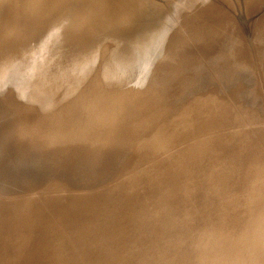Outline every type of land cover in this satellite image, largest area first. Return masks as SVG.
I'll list each match as a JSON object with an SVG mask.
<instances>
[{
	"label": "rangeland",
	"instance_id": "rangeland-1",
	"mask_svg": "<svg viewBox=\"0 0 264 264\" xmlns=\"http://www.w3.org/2000/svg\"><path fill=\"white\" fill-rule=\"evenodd\" d=\"M63 1L0 0V264H264V0ZM181 1L179 15L155 25L157 10ZM87 14L106 39L86 30ZM118 42L138 52L150 42L135 77L101 49ZM44 144L57 147L43 154ZM126 165V193L104 201L101 186Z\"/></svg>",
	"mask_w": 264,
	"mask_h": 264
},
{
	"label": "bare ground",
	"instance_id": "bare-ground-1",
	"mask_svg": "<svg viewBox=\"0 0 264 264\" xmlns=\"http://www.w3.org/2000/svg\"><path fill=\"white\" fill-rule=\"evenodd\" d=\"M61 1H63V0H61ZM66 1H70V0H66ZM72 1L74 2V0H72ZM80 1H81V2L83 1V4H82V5H84V4L86 3V6H87V4H88L91 0H88V1H87V0H80ZM95 1H96V0H95ZM109 1H110V0H109ZM136 1H137V0H136ZM157 1H158V0H157ZM63 2H65V1H63ZM93 2H94V1H93ZM93 2H92V3H93ZM128 2H129V1H128ZM131 2H132V1H131ZM181 2H182V3H181ZM181 2H180V3L178 2L179 4H178V3L174 4L175 6L173 7L172 13H171V11H170L171 9H170V10L168 9V10H169V13L167 14V12H166L164 15H163V13H164L163 11H164V10L162 11L163 8H162L161 10H157V12H158V13H161L163 17H162V19H158V18H160V16L158 15L157 20H160V21L158 22L157 20L154 19V20L157 22V23H155V25H157V24H161V25H162V23H164V25H165V22L168 21V20H167V19H168L167 17H170V16H171V18H173L174 16H172V14L174 15L175 13H176V14L178 13V15H179V13H180V8L183 6L184 1H181ZM74 3H76V2H74ZM95 3H96V2H95ZM132 3H133V2H132ZM132 3H131V4H132ZM134 3H135V2H134ZM160 3H161V2H160ZM163 3H164V2H163ZM90 4H91V3H90ZM77 5H78V4H77ZM80 5H81V4H80ZM88 5H89V4H88ZM164 5H165V4H164ZM184 5H185V4H184ZM212 5H213V4H212ZM78 6H79V5H78ZM117 6H118V5H117ZM119 6H120V4H119ZM165 6H167V5H165ZM165 6H163V7H165ZM153 8H154V7H153ZM168 8H169V7H168ZM170 8H171V7H170ZM182 8H183V7H182ZM154 9H156V8H154ZM157 9H159V7H158ZM166 9H167V8H166ZM183 9H184V8H183ZM114 11H116V10H114ZM136 12H138V11H136ZM157 12L154 11V14H157ZM162 12H163V13H162ZM57 13H58V12H57ZM101 13H102V12H100V14H101ZM103 13H104V12H103ZM103 13H102V14H103ZM113 13H114V12H113ZM115 13H116V12H115ZM182 13H183V12H182ZM54 14H55V12H54ZM102 14H101L100 17H102ZM105 14H106V13H104V15H105ZM152 14H153V13H152ZM119 15H120V13H119ZM119 15H118V16H119ZM57 16H58V15H57ZM85 16H86V15H85ZM105 16H106V15H105ZM110 16H111V15H110ZM114 16H115V14H114ZM94 17L96 18V16H93V17H92V16H90V15L88 16V14H87V16L85 17V23H84V24H85L86 30H90V31H92V32L95 34V36H96L95 39H96V40H95V39H94V40H95L96 42H100V40H103V37L106 39L108 35L105 36V34H104L103 32H100L99 30H95L94 27L96 26L97 23L95 22V19H94V22L92 21V18H94ZM98 17H99V16H97V18H98ZM116 17H117V16H116ZM155 17H156V16H155ZM165 17H166V18H165ZM83 18H84V17H83ZM97 18H96V19H97ZM104 18H105V17H104ZM104 18H103V19H104ZM106 18H107V17H106ZM110 18H111V17H110ZM112 18H113V17H112ZM175 18H176V17H175ZM98 19H99V18H98ZM98 19H97V21H99ZM169 19H170V18H169ZM108 20H110V19H108ZM164 20H165V21H164ZM166 20H167V21H166ZM170 20H172V19H170ZM101 21H102V20H101ZM103 21H104V20H103ZM107 22H108V21H107ZM109 22H110V21H109ZM111 22H112V21H111ZM111 22H110V24H111ZM168 22H169V21H168ZM99 23H100V22H99ZM263 23H264V22H263ZM112 24H113V23H112ZM153 24H154V22H153ZM97 25H98V24H97ZM102 26H103V24H102ZM115 26H116V25H115ZM118 26H119V25H118ZM118 26H117V28H118ZM176 26H177V25H176ZM181 26H182V25H181ZM96 27H97V26H96ZM103 27H105V26H103ZM103 27H102V28H103ZM177 27H178V26H177ZM99 28H100V27H97V29H99ZM108 28H109V27H108ZM115 28H116V27H115ZM179 28H180V27H179ZM92 29H94V30H92ZM100 29H101V28H100ZM110 29H111V28H110ZM112 29H114V28H112ZM112 29H111V30H112ZM180 29H181V28H180ZM101 30H104V29H101ZM107 30H108V29H107ZM107 30H106V31H107ZM115 30H116V29H115ZM118 31H119V30H118ZM110 32H111V31H110ZM112 32H113V31H112ZM178 32H179V31H178ZM175 33H176V32H175ZM14 34H15V33H14ZM141 34H142V33H141ZM146 34H147V33H146ZM172 34H173V33H172ZM176 34H177V33H176ZM12 35H13V34H12ZM114 35H115V34H114ZM114 35H112L113 37L110 35L111 38H110V39H107V40H111V39H112L111 42L114 41L115 39H116V40H119V41H122V40H120V39H122L121 37H123V36H121V37H120V36H118V37L116 36V37H115ZM147 35H148V34H147ZM158 35H159V34H158ZM209 35H210V34H209ZM209 35H208V36H209ZM110 36H109V37H110ZM141 36H142V35H141ZM66 37H67V36H66ZM137 37H138V36H137ZM158 37H159V36H158ZM52 38H54V36H53ZM93 38H94V37H93ZM144 38H145V37H144ZM9 39H10V38H9ZM54 39H55V42L57 43V41H58L59 38H57V37L55 36ZM61 39H62V38H60V40H61ZM150 39H151V38H150ZM241 39H242V38H241ZM107 40L104 41V42H107ZM123 40H124V39H123ZM208 40H209V39H208ZM244 40H245V38H244ZM247 41H248V40H247ZM127 42H128V41H127ZM141 42H143V41L141 40L140 43H141ZM240 42H241V40H240ZM242 42H243V41H242ZM17 43H18V42H17ZM94 43H95V42H94ZM94 43H92V44H94ZM138 43H139V42H138ZM245 43H246V42H245ZM119 44H122V45H123V48H120L121 51L118 53V52H116V50H115L116 47H115V48H112V46H113V45L116 46V45H119ZM241 44H243V43H240V45H241ZM53 45H54V43H53ZM55 45H56V44H55ZM55 45H54V46H55ZM135 45H136V44H135ZM138 45H139V44H138ZM149 45H150V42H147V43L145 42L144 44L142 43L143 48H141V52H138V50H136V48H134V42H129V43L118 42L117 44H106V45H104L105 48H101V49H104V50H105V49H106V50H110V54H109V55H112L114 58L117 57L118 55H119V57H122L121 60H124V62L127 63V64H126V67L124 66L125 68L122 66V70H121V71L128 73L129 76L135 77L136 75H133V74L137 73L141 68H143V66H145L146 63L148 62L147 59H148V58H149V59L151 58V54L149 53V50H150ZM151 45H152V44H151ZM240 45H238V47H240ZM13 46H14V45H13ZM54 46H53V47H54ZM82 47H83V48H86V47H84V45H80V49L76 50V51L79 52V54H81V52H83V51H82ZM119 47H121V45H120ZM152 48H153V47H152ZM52 50H53V49H52ZM151 50H152V49H151ZM236 50H237V49H236ZM243 50H244V49H243ZM248 50H249V49H248ZM84 51H85V49H84ZM94 51H95V50H93V52H94ZM166 51H167V50H166ZM261 51H262V50H261ZM93 52H92V53H93ZM97 52H100V53H101V51H97ZM121 52H122V53H121ZM193 52H194V51H193ZM248 52H250V51H248ZM83 53H84V52H83ZM120 53H121V54H120ZM169 53H170V52H169ZM239 53H240V52H239ZM84 54H85V53H84ZM89 54H90V53H89ZM101 54L104 55V53H101ZM106 54H107V52H106ZM112 56H111V57H112ZM87 57H88V56H87ZM95 57H96V56H95ZM154 57H155V56H154ZM81 58H82V57H81ZM90 58H91V57H90ZM117 58H118V57H117ZM235 58H237V57H235ZM29 59H30V58H29ZM155 59H157V57H156ZM116 60H118V59H112V60H110V62L115 63ZM121 60H120V62L123 63V61H121ZM235 60H236V59H235ZM239 60H240V59H239ZM69 61H70V60H69ZM118 61H119V60H118ZM151 61H152V60H151ZM155 61H158V60H155ZM155 61H154V62H155ZM21 63H22V62H21ZM81 63H82V62H81ZM156 63H157V62H156ZM158 63H159V62H158ZM19 64H20V62L17 63V65H19ZM23 64H24V63H23ZM79 64H80V63H79ZM79 64H78V66H80ZM82 64H83V63H82ZM110 64H111V63H110ZM153 64H154V63H153ZM159 64H160V63H159ZM14 65H15V64H14ZM40 65H41V67H42V66L45 65V64H43V65L40 64ZM151 65H152V64H151ZM156 65H157V64H156ZM22 66H23V65H22ZM24 66H25V65H24ZM34 66H35V65H34ZM34 66H33V67H34ZM146 66H147V65H146ZM146 66H145V67H146ZM249 66H250V65H249ZM249 66H247L246 68L249 69V68H250ZM14 67H15V66H14ZM17 67L19 68V66H17ZM20 67H21V66H20ZM28 67H30V66H28ZM28 67H27V69H28ZM31 67H32V65H31ZM33 67H32V69H34ZM37 67H39V65H37ZM37 67H36L35 69H37ZM72 67H73V66H72ZM153 67H155L154 69H157L158 66H153ZM44 68H45V67H43V69H44ZM78 68H80V67H78ZM158 68H159V67H158ZM251 68H252V67H251ZM29 69L31 70V68H29ZM29 69H28V70H29ZM74 69H75V68H74ZM82 69H84V68H82ZM150 69H151V68H150ZM234 69H235V67H233V70H234ZM241 69H242V67H241ZM248 69H246V70H248ZM28 70H27V72H28ZM84 70H85V69H84ZM159 70H160V69H158L157 71H159ZM251 70H252V69H251ZM17 71H18V69H17ZM152 71H153V69H152ZM248 71H250V70H248ZM252 71H253V70H252ZM252 71H250V74H251ZM147 72H148V71H147ZM149 72H150V71H149ZM153 72H155V71H153ZM153 72H151V73H153ZM246 72H247V71H246ZM30 73H31V74H30ZM30 73H29V75H30V76L32 75V81H33V80H34V81H35V80H39V79H41V77H42V70H41L40 72H34L33 70H31ZM155 73H156V72H155ZM155 73H153V74H155ZM157 73H159V72H157ZM157 73H156V74H157ZM252 73H253V72H252ZM148 74H149V73H147V76H148ZM153 74H152V75H153ZM149 75H150V74H149ZM152 75H151V77L154 76V75H153V76H152ZM139 77H140V76H139ZM144 77H145V76H144ZM238 77H239V76H238ZM242 77H243V76H242ZM148 78L151 80L150 77H148ZM54 79H55V78H54ZM224 79H225V78H224ZM137 81H139V79H137ZM53 82H55V81H53ZM57 82H58V81H57ZM219 83H220V82H219ZM59 86H60V85H59ZM212 86H213V85H212ZM233 88H234V87H233ZM238 88H239V89H238ZM238 88H237L238 90H236L235 93H238V92L240 93V92H242L240 89H242L243 87H238ZM88 89H89V88H88ZM85 90H86V89H85ZM233 90H234V89H233ZM239 90H240V91H239ZM243 90H244V88H243ZM86 93H87V92H86ZM55 94H56V93H55ZM84 94H85V93H84ZM115 95H116V94H115ZM232 95H233V93H232ZM251 95H252V94H251ZM32 96H34V97H33L34 99H38L36 93H35V94H32ZM32 96H31V97H32ZM84 96H85L86 98H88L87 95H84ZM208 96H209V95H208ZM216 96L219 97L218 95H216ZM207 99H208V98H207ZM26 100H27V99H26ZM30 100H31V99H29L28 101H30ZM214 100H215V99H214ZM30 102H32V101H30ZM218 102L220 103L219 100H218ZM36 103H37V102H36ZM5 104H6V103H5ZM12 104H13V103H12ZM126 104H127V103H126ZM39 105H40V104H39ZM39 105H38V106H39ZM48 105H49V104H48ZM213 105H214V104H213ZM218 105H219V104H218ZM220 105H221V104H220ZM70 106H71V105H70ZM133 107H134V106H133ZM206 107H207V106H206ZM217 107H218V106H217ZM221 107H222V109H223V106H221ZM227 107H228V106H227ZM204 108H205V107H204ZM212 108H213V107H212ZM215 108H216V107H215ZM229 108H230V107H229ZM229 108H228V109H229ZM32 109H33V108H32ZM41 109H42V108H41ZM44 109H45V108H44ZM113 109H114V108H113ZM225 109H226V107H225ZM214 110H215V109L210 110V114H209L210 117L208 116L209 118H211V116H213V115L215 114ZM218 110H219V108H218ZM223 110H224V109H223ZM226 110H227V109H226ZM230 110H231V109H229V111H230ZM29 111H30V110H29ZM31 111H32V110H31ZM34 111H35V110H34ZM131 111H132V110H131ZM229 111H228L227 113H230L231 115L234 114V113H231L232 111H230V112H229ZM219 112H223V111H220V110H219ZM216 113H218V112L216 111ZM31 114H32V113H31ZM218 114L221 115V113H218ZM205 115H206V114H205ZM222 115H223V114H222ZM188 116H189V114H188ZM198 116H199V115H198ZM223 116H224V115H223ZM228 116H230V115H228ZM27 117H28V116H27ZM30 117H31V116H30ZM75 117H76V114L71 113V114L69 115L68 119L70 120V122L73 123ZM208 117H207V118H208ZM217 117H219V115H217ZM221 118H222V117H221ZM224 118H225V116L223 117V119H224ZM227 118H228V117H227ZM230 118H231V117H229V119H230ZM199 119H200V118H199ZM201 119H202V118H201ZM217 119H219V118H217ZM217 119H216V120H217ZM234 119H235V116H234ZM234 119H233V117H232L231 121H233ZM236 119H237V118H236ZM118 120H119V119H118ZM221 120H222V119H221ZM56 121H57V120H56ZM218 121H219V120H218ZM202 122H205V121H202ZM224 122H225L224 120L218 122V124L215 122V123H216L215 127H217L218 125H219V126H223V124H225ZM234 122L236 123V121H234ZM237 122H238V120H237ZM183 123H184V122H183ZM196 123H197V122H196ZM215 123H214V124H215ZM227 123H228V120H227ZM229 123H230V120H229ZM38 124H39V123H38ZM214 124H213V125H214ZM208 125H209V124H208ZM229 125H230V124H229ZM231 125H232V123H231ZM225 126H228V125H225ZM29 127H30V126H29ZM60 128H61V127L59 126V130H58V131L61 130ZM121 128H122V127H121ZM37 129H38V128H37ZM55 130L57 131V128H56ZM58 131H57V132H58ZM70 131H71V130H70ZM160 133H161V128H156V130L154 131V134L157 135V134H160ZM52 134H53V133H52ZM45 135H46V134H45ZM52 137H53V136H52ZM203 137H204V136H203ZM209 137H210V136H209ZM209 137H207L208 140H211V141H212L211 138H213V137H211L210 139H209ZM28 138H29V137H28ZM216 138H217V137H216ZM216 138H215V139H216ZM27 140H28V139H27ZM200 140H201V139H200ZM33 141H34V140H33ZM36 141H37V140H36V138H35V142H36ZM38 142H39V140H38ZM70 142H71V141H70ZM78 142H79V141H78ZM81 142H82V141H81ZM81 142H80V143H81ZM213 142H214V143H213L212 145L215 144V140H214ZM217 142H218V141H217ZM256 142H258V141H256ZM65 143H66V142H65ZM204 143H205V142H204ZM208 143H209V141H208ZM218 143H219V142H218ZM144 144H148V143H144ZM200 144H201V141H200ZM200 144H199V145H200ZM18 145H19V144H18ZM44 145H45V144H44ZM60 145H61L60 148H64V149H66V147H70V145H67V144H60ZM79 145H80V144H79ZM202 145H204V144H202ZM209 145L211 146L210 143H209ZM21 146H22V145H21ZM195 146H196V145H195ZM206 146H208V145H206ZM56 147H57V146H52V145H51V147L46 148V145H45V147H43L42 150H39V152H41V153L44 154V153H45L46 151H48L50 148H56ZM74 147H75V146H74ZM196 147H197V146H196ZM200 147H201V146H200ZM202 147H203V146H202ZM235 147H236V146H234V149H235ZM197 148L199 149V147H197ZM207 148H209V146H208ZM214 148H215V147H214ZM237 148H238V146H237ZM237 148H236V149H237ZM245 148H246V147H245ZM26 149H27V148H26ZM29 149H30V148H29ZM75 149H76V148H75ZM205 149H206V148H205ZM21 150H22V149H21ZM77 150H78V149H77ZM217 150H218V149H217ZM223 150H224V149H222V152H223ZM246 150H248V149H246ZM246 150H245V151H246ZM28 151H29L30 153H32V148H31L30 150H28ZM28 151H27V152H28ZM63 151H64V150H63ZM67 151H68V154H70V153L72 152V149H71V150L68 149ZM67 151H66V153H67ZM73 151H74V150H73ZM144 151H146V150H144V149L142 148V149L140 150V152H138V154H137L135 157H134V155H131V156H132V159H133V162L136 163L137 165H140V162H141V160H142L143 157H144ZM192 151H193V150H192ZM248 151H249V150H248ZM248 151H247V152H248ZM251 151H252V150H251ZM222 152H221V153H222ZM228 152H229V151H228ZM228 152H226V153L224 152L223 155H225V154L227 155ZM243 152H244V151H243ZM249 152H250V151H249ZM13 153H14V152H13ZM15 153H16V151H15ZM35 153H36V152H35ZM35 153H33V155H34ZM51 153H52V158H55V157H58L59 155H61V154H59V153H61V151L58 152V150H55V151L51 150ZM218 153H219V151H218ZM231 153H232V152H231ZM231 153H229L230 156H231V155L233 156V154H231ZM16 154H17V153H16ZM229 154H228V156H229ZM245 154H246V153H245ZM252 154H253V152H252ZM14 155H15V154H14ZM31 155H32V154H31ZM33 155H32V156H33ZM188 155H189V154H188ZM226 155H225V156H226ZM243 155H244V154H243ZM243 155L240 156V157H242V159H244V162H245V161H246L245 159H246L247 157L245 156L246 158H243V157H244ZM254 155H255V154H254ZM11 156H13V154H12ZM19 156H20V155H19ZM250 156H251V155H250ZM250 156H249V157H250ZM9 157H10V155H9ZM233 157H234V156H233ZM236 157H237V156H236ZM234 158H235V157H234ZM238 158H239V157H238ZM259 158H260V157H259ZM14 159H15V157H14L13 159H11V160L14 161ZM22 159H24V158H22ZM27 159H28V158H27ZM186 159H187V158H186ZM190 159H191V158H190ZM190 159H189V160H190ZM235 159H236L237 162L239 161V160H237V158H235ZM239 159L242 160L241 158H239ZM9 160H10V159H9ZM11 160H10V161H11ZM16 160H17V159H16ZM195 160H196V159H195ZM248 160H249V159H248ZM13 161H12V162H13ZM184 161H185V160H184ZM242 161H243V160H242ZM251 161H252V160H251ZM251 161H250V163H251ZM255 161H257V160H255ZM16 162H17V161H16ZM237 162H236V165L238 166V171H239V169H241V170L243 171L244 169L239 168V163H237ZM252 162H253V161H252ZM7 163H9V162H7ZM13 164H14V163H13ZM16 164H17V163H16ZM195 164H196V163H195ZM246 164H247V163L243 164V166L245 167ZM252 164H253V163H252ZM9 165H10V164H9ZM209 165H210V164H209ZM209 165H207V167H208ZM240 165H241L240 167H243V166H242V163H241ZM11 166H12V165H11ZM14 166H15V165H14ZM190 166H191V165H190ZM216 166H217V164H216ZM237 166H233V167H236L235 169H237ZM251 166H252V165H251ZM251 166H250V167H251ZM45 167H46V166H45ZM189 168H190V167H189ZM246 168H247V167H246ZM7 169H8V168H7ZM191 169H193V168L191 167ZM191 169H190V170H191ZM207 169H208V168H207ZM213 169H214V167H213ZM221 169H222V168H221ZM223 169H225V168H223ZM258 169H259V168H258ZM10 170H11V168H10ZM193 170H194V169H193ZM200 170L202 171V169H200ZM208 170H209V169H208ZM208 170H206V171H208ZM16 171L18 172V170H16ZM197 171H198V170H197ZM214 171H216V170H214ZM228 171H229V170H228ZM234 171H235V170H234ZM238 171H237V173H238ZM242 171H239V172H241V174H242V176H243L244 174L242 173ZM244 171H245V170H244ZM257 171H258V170H257ZM34 172H35V171H34ZM122 172H123L122 175H120V176H118V177H116V178L113 177L110 181H108L107 183H105V184H103V185L101 186V192H102V194L104 195V199H105L104 201L109 200L111 194H113L114 192H117V193H119L120 195H123V194L126 193V191H127V189H128V188H127V187H128V185H127V176L131 175V174L133 173V171H132V168H131L129 165H126V166H124V169H123ZM203 172H205V171H203ZM209 172H211V174H213V170H212V171L210 170ZM216 172H218V171H216ZM221 172H222V171H221ZM231 172L234 173V174H236V172H233L232 170H231ZM231 172H230V173H231ZM249 172H250V171H249ZM254 172H255V171H254ZM7 173H8V172H7ZM9 173H10V172H9ZM29 173H30V172H29ZM54 173H55V172H54ZM192 173H193V172H192ZM195 173H196V172H194V174H195ZM201 173H202V172H201ZM207 173H208V172H207ZM207 173H205V175H206ZM214 173H215V172H214ZM232 173H231V176L233 175ZM250 173H251V172H250ZM11 174H12V173H11ZM11 174H10V175H11ZM211 174H209V175H211ZM241 174H240V176H241ZM256 174H257V173H256ZM197 175H198V173H197ZM209 175H208V176H209ZM222 175H223V174H222ZM229 175H230V174H229ZM237 175L239 176V173H238ZM237 175H236V176H237ZM249 175H250V174H249ZM63 176H64V175H63ZM187 176H189V175H187ZM190 176H191V175H190ZM202 176H204V175H202ZM202 176H201V177H202ZM213 176L215 177V175H213ZM233 176H235V175H233ZM244 176H245V175H244ZM14 177H15V176H14ZM201 177H199L200 180H201ZM204 177H206V176H204ZM209 177H210V176H209ZM211 177H212V176H211ZM211 177H210L209 179H211ZM214 177H212V179H213ZM226 177H227V176H226ZM9 178H10V177H9ZM195 178H196V174H195ZM199 178H198V179H199ZM223 178H224V177H223ZM228 178H229V181L231 182V184H233L234 181H233V182L231 181V179L234 180L233 177H232V178L228 177ZM249 178H250V177H249ZM204 179H205V178H204ZM204 179H203V180H204ZM209 179H208V181L210 182L212 179H211V180H209ZM216 179H217V178H216ZM59 180H60V179H59ZM205 180H207V179H205ZM227 180H228V179H226L225 181L227 182ZM238 180H239V179H238ZM241 180H243V179L241 178ZM241 180H239V181H241ZM17 181H18V180H17ZM216 181H217V180H216ZM229 181H228V183H230ZM236 181H237V180L235 179V182H236ZM189 182H190V181H189ZM201 182H203V181L201 180ZM209 182H208V184H209ZM222 182H223V181H222ZM226 182H225V183H226ZM241 182H242V181H241ZM243 182H244V180H243ZM64 183H65V182H64ZM68 183H69V182H68ZM203 183H204V182H203ZM247 183H248V185L250 184V183L248 182V179H247ZM66 184H67V183H66ZM194 184H195V183H194ZM197 184H198V183H196V185H197ZM221 184H223V183H221ZM234 184H235V183H234ZM241 184H242V183H241ZM245 184H246V183H245ZM205 185H207V184H205ZM228 185H229V184H228ZM31 186H32V184H31ZM224 186H226V184H225ZM69 187H70V186H69ZM194 187H195V186H194ZM198 187H199V186H198ZM202 187H203V185H202ZM210 187H212V186H210ZM215 187H216V186H215ZM220 187H222V186H220ZM226 187H228V186H226ZM229 187H231V186H229ZM234 187H235V186H234ZM246 187H247V184H246ZM70 188H71V187H70ZM218 188H219V185H218ZM232 188H233V187H232ZM232 188H231V189H232ZM237 188H239V187L237 186ZM237 188H236V190L238 191ZM240 188H241V187H240ZM243 188H244V186H243ZM252 188H253V187H252ZM52 189H53V188H52ZM212 189H214V188H212ZM234 189H235V188H234ZM259 189H260V188H259ZM55 190H56V189H55ZM62 190H63V189H62ZM62 190H61V192H62ZM208 190H210V188H209V189L207 188V191H208ZM217 190H219V189H217ZM225 190H228V191H229V189H225V187H224V190H223V191H224L225 194H226V192H228V191L225 192ZM48 191H49V190H48ZM50 191H51V190H50ZM56 191H57V190H56ZM56 191H55V192H56ZM215 191H216V190H215ZM219 191H220V190H219ZM230 191H231V190H230ZM246 191H247V190H246ZM246 191H245V192H246ZM253 191H254V190H253ZM65 192H66V191H65ZM68 192H70V191L68 190ZM234 192H236V191H234ZM238 192H240V190H239ZM50 193H51V192H50ZM207 193H208V192H207ZM207 193H206V195H207ZM211 193H212V191H211ZM211 193H209V194L211 195V197H210V198H211L210 200H211V202H212L211 204H214V202H215L216 199H215V200H212V199H214V198H212V197H213V195L215 196V194L212 193V194H213V195H212ZM215 193H217V195L219 194L218 192H215ZM220 193H221V191H220ZM224 193H223V194H224ZM232 193H233V191H232ZM59 194H61V193H59ZM63 194H64V193H63ZM209 194H208V195H209ZM223 194H222V195H223ZM230 194H231V193H230ZM233 194H234V193H233ZM235 194H237V193H235ZM46 195H47V193H46ZM222 195H220V196H222ZM231 195H232V194H231ZM238 195H239V194H238ZM240 195H241V194H240ZM251 195H252V194H251ZM232 196H233V195H232ZM245 196H246V195H245ZM204 197H205V196H204ZM217 197H218V196H217ZM217 197H216V198H217ZM222 197H223V196H222ZM225 197H228V195L225 196ZM60 198H61V197H60ZM206 198H207V197H206ZM218 198H220V197H218ZM228 198H229V197H228ZM231 198H232V197H231ZM237 198H238V197H237ZM54 199H55V198H54ZM64 199H66V198H64ZM67 199H68V198H67ZM235 199H236V198H235ZM235 199H234V200H235ZM261 199H262V198H261ZM57 200H58V199H57ZM57 200H55V201H57ZM62 200H63V199H62ZM68 200H69V199H68ZM68 200H67V201H68ZM87 200H88V199H86L85 202H86ZM207 200H208L209 203H210V200H209L208 198H207ZM207 200L204 198V201H207ZM39 201H40V200H39ZM44 201H45V200H44ZM63 201H64V200H63ZM83 201H84V200H83ZM93 201H94V200H93ZM110 201H111V202L116 201V198L113 200V197H112V199H111ZM213 201H214V202H213ZM232 201H233V200H232ZM69 202H70V201H69ZM96 202H97V201H96ZM227 202H228V201H227ZM230 202H231V201H230ZM40 203H41V202H40ZM50 203H51V202H50ZM52 203H55V202L52 201ZM74 203H75V202H74ZM206 203L208 204V206H210V204H209L208 202H206ZM215 203H216V202H215ZM233 203H234V202H233ZM248 203H249V202H248ZM57 204L59 205V203H57ZM57 204H56V205H57ZM70 204H72V203L70 202ZM70 204H69V206H70ZM75 204H76V203H75ZM217 204H219V203H217ZM220 204H221V203H220ZM52 205H53V204H52ZM52 205H51V206H52ZM64 205H65V204H64ZM214 205H215V204H214ZM221 205H222V204H221ZM45 206H46V205H45ZM47 206H48V205H47ZM49 206H50V205H49ZM62 206H63V205H62ZM85 206H86V205H85ZM91 206H92V205H91ZM91 206H90V208H91ZM232 206H234V205H232ZM246 206H247V205H246ZM70 207H71V206H70ZM225 207H226V206H225ZM227 207H228V206H227ZM239 207H240V206H239ZM242 207H243V206H242ZM242 207H241V208H242ZM47 208H48V207H47ZM47 208H46V209H47ZM52 208H53V207H52ZM58 208H61V207L58 206ZM72 208H73V210H74L75 207L73 206ZM87 208H88V207H87ZM237 208H238V207H237ZM241 208H239V210H240ZM210 209H211V208H210ZM246 209H247V208H246ZM70 210H71V209H70ZM75 210H76V208H75ZM88 210H89V209H88ZM112 210H113V209H112ZM212 210H213V209H212ZM237 210H238V209H237ZM237 210H236V211H237ZM242 210H243V209H242ZM252 210H253V209H252ZM262 210H263V209H262ZM222 211H223V210H222ZM56 212H57V211H56ZM58 212H59V211H58ZM75 212H76V211H75ZM212 212H214V211H211L212 217H214V216L216 217L217 214H216V215H215V214L213 215ZM223 212H224V211H223ZM226 212H227V210H226ZM226 212H225L224 214H226ZM230 212H231V210H230ZM230 212H229V213H230ZM233 212H234V211H233ZM239 212H240V211H239ZM259 212H260V211H259ZM98 213H99V212H98ZM103 213H104V212H103ZM214 213H216V212H214ZM235 213L238 214V212H235ZM246 213H247V212H246ZM262 213H263V212H262ZM104 214H105V213H104ZM220 214H222V213H220ZM237 214H236V215H237ZM241 214H242V213H241ZM241 214H238L237 217L234 215L233 218L236 217V218H235V220H236L238 217H240L239 215H241ZM90 215H91V214H90ZM106 215H107V214H106ZM218 215H219V213H218ZM229 215H230V214H229ZM251 215H252V214H251ZM257 215H258V214H257ZM65 216H66V215H65ZM91 216L93 217V215H91ZM104 216H105V215H104ZM219 216H220V215H219ZM221 216H222V215H221ZM227 216H228V212H227ZM232 216H233V215H232ZM232 216H231V217H232ZM245 216H246V215H245ZM59 217H60V216H59ZM70 217H71V216H70ZM70 217H69V218H70ZM95 217H96V216H95ZM253 217H254V216H253ZM261 217H262V219H264L263 216H261ZM219 218H220V217H219ZM222 218H224V216H223ZM251 218H252V217H251ZM256 218H257V217H256ZM258 218H259V216H258ZM258 218H257V219H258ZM65 219H66V218H65ZM72 219H74V218H72ZM228 219H230V217H229ZM69 220L71 221V218H70ZM224 220H225V218L223 219V221H224ZM233 220H234V219H233ZM248 220H249V219H248ZM258 220H259V219H258ZM225 221H226V220H225ZM230 221L232 222V219H230ZM250 221H251V220H250ZM252 221H254V220H252ZM260 221H261V220H260ZM90 222H91V221H90ZM92 222H93V220H92ZM100 222H101V221H100ZM65 223H66V221H65ZM71 223H72V221H71ZM93 223H94V222H93ZM223 223H224V222H223ZM233 223H235V222H233ZM233 223H232V225H231V224L228 225V228H229L230 226H231L232 228H234V227H233V225H234ZM253 223H255V222H253ZM261 223H262V222H261ZM261 223H260V224H261ZM250 224H252V222H250L249 225H250ZM255 224H257V223H255ZM263 224H264V223H263ZM263 224H262V225H263ZM68 225H69V224H68ZM74 225H75V224H74ZM258 225H259V222H258ZM258 225H257V226H258ZM222 226H224V225H222ZM260 226H261V225H260ZM260 226H258V228H257L256 226H254V224H253V227L250 225V227H252L251 229H253V228L255 229V227H256V229H260ZM65 227H66V226H65ZM65 227H64V228H65ZM224 227H225V226H224ZM224 227H222V228H224ZM226 227H227V226H226ZM231 227H230V229H232ZM250 227H249V228H250ZM62 229H63V228H62ZM251 229H250V230H251ZM261 229H262V228H261ZM69 230H70V228H69ZM226 230H228V229H226ZM62 231H63V230H62ZM64 231H65V230H64ZM64 231H63V232H64ZM222 231H225V230L223 229ZM261 231H262V230H261ZM263 231H264V230H263ZM225 232H226V231H225ZM102 238H103V237H102ZM147 242H148V241H147ZM143 244H144V243H143ZM84 264H85V263H84Z\"/></svg>",
	"mask_w": 264,
	"mask_h": 264
}]
</instances>
